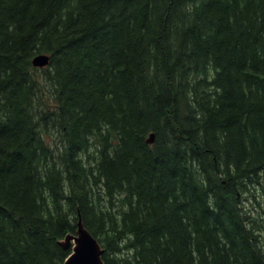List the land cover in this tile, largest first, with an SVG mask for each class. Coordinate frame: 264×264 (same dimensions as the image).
<instances>
[{"label": "trees", "instance_id": "1", "mask_svg": "<svg viewBox=\"0 0 264 264\" xmlns=\"http://www.w3.org/2000/svg\"><path fill=\"white\" fill-rule=\"evenodd\" d=\"M79 213L106 264H264V0H0V264Z\"/></svg>", "mask_w": 264, "mask_h": 264}, {"label": "water", "instance_id": "2", "mask_svg": "<svg viewBox=\"0 0 264 264\" xmlns=\"http://www.w3.org/2000/svg\"><path fill=\"white\" fill-rule=\"evenodd\" d=\"M49 57L39 54L33 58L35 66H44ZM154 141V134H151L149 142ZM65 248H71L72 252L64 264H106L103 259L104 248L99 240L85 227L82 218H79L76 234H68L61 241Z\"/></svg>", "mask_w": 264, "mask_h": 264}, {"label": "bare ground", "instance_id": "3", "mask_svg": "<svg viewBox=\"0 0 264 264\" xmlns=\"http://www.w3.org/2000/svg\"><path fill=\"white\" fill-rule=\"evenodd\" d=\"M43 54H44V55H47V56L49 57V61H48V63L45 64L44 66H37V67H46V66H48L49 63H50V55L47 54V53H43ZM151 134H154V137H155V133H154V132H152ZM151 134H150L149 139L151 138ZM149 139H148V140H149ZM79 218H82V217H81V213H79ZM78 221H79V220H78ZM82 221H83V219H82ZM83 223H84V222H83ZM84 225H85V224H84ZM85 227H86V226H85ZM86 228H87V227H86ZM77 229H78V223H77ZM87 229H88V228H87ZM76 231H77V230H76ZM68 234H76V232H75V233H68ZM68 234H67V235H68ZM67 235H66V236H67ZM65 238H66V237H65ZM65 238H64V239H65ZM64 239H63V240H64ZM63 240H61V241H63ZM61 241H60V243H61ZM62 246H63V245H62ZM63 247H64V246H63ZM64 248H65V247H64ZM66 249H69V248H66ZM70 254H71V253H70ZM67 258H68V257H67ZM65 261H66V260H65ZM64 263H65V262H64Z\"/></svg>", "mask_w": 264, "mask_h": 264}]
</instances>
